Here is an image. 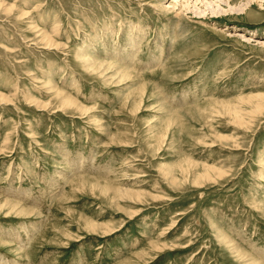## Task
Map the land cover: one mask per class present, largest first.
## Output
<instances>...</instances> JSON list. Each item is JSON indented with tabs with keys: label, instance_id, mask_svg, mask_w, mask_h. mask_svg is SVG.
Returning a JSON list of instances; mask_svg holds the SVG:
<instances>
[{
	"label": "rangeland",
	"instance_id": "rangeland-1",
	"mask_svg": "<svg viewBox=\"0 0 264 264\" xmlns=\"http://www.w3.org/2000/svg\"><path fill=\"white\" fill-rule=\"evenodd\" d=\"M0 264H264V0H0Z\"/></svg>",
	"mask_w": 264,
	"mask_h": 264
},
{
	"label": "bare ground",
	"instance_id": "bare-ground-1",
	"mask_svg": "<svg viewBox=\"0 0 264 264\" xmlns=\"http://www.w3.org/2000/svg\"><path fill=\"white\" fill-rule=\"evenodd\" d=\"M174 1L179 2V0H174ZM215 13H217V12H215ZM126 72H130V71H127V70H126ZM260 103H261V102H260Z\"/></svg>",
	"mask_w": 264,
	"mask_h": 264
}]
</instances>
